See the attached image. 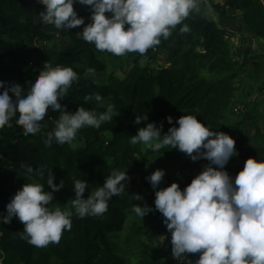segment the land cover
Here are the masks:
<instances>
[{
    "label": "trees",
    "instance_id": "trees-1",
    "mask_svg": "<svg viewBox=\"0 0 264 264\" xmlns=\"http://www.w3.org/2000/svg\"><path fill=\"white\" fill-rule=\"evenodd\" d=\"M44 7L37 0H0V81L20 84L27 89L40 71L27 67L29 56L42 63L48 61L53 67H72L79 80L69 88L61 104L71 112L83 106L97 113L104 112L107 104H112L116 116L98 129L78 130L71 144L53 142L50 147L44 140L55 129L59 118V112L50 108L45 116L46 125L41 121L40 131L34 135H26L22 126L15 123V118L10 122L11 127L0 129V213L6 212V202L26 183H40L45 185L46 191L51 190L47 188L51 172L54 183L63 180L64 188L54 193L49 207L58 206L73 212L71 230L63 232L58 244L50 243L40 248L21 239L24 224L1 220L0 260L3 264H178L172 258L171 234L161 214L153 211L140 218L132 211L136 203H147L154 208L155 197L145 179L152 173L148 157L153 151L148 148V156L142 157L143 144L132 145L130 137L148 122L162 123L163 135L172 126L166 117L172 116L175 124L179 117L192 115L209 129L229 134L240 148L242 141L236 133L241 124L252 120L255 138L260 144L253 158L264 159V131L260 128L264 124V103L262 112L247 113L237 123L232 110L238 96L237 83L258 76L261 71L264 73L260 66L264 64V2L223 0L222 4L210 3L214 15L220 18L231 11L237 13L254 35L256 48L250 52L244 50L242 58L233 57L228 37H224L225 27L207 15L197 17L190 13L182 22L189 26L188 33H181L182 25H177L168 39L161 37V43L143 55L130 52L115 56L98 51L94 44L79 38L77 32L81 30L78 27L65 31L43 23L40 12ZM74 10L84 18L85 24L90 22L87 6L77 3ZM204 10L207 12V5L200 2L198 13ZM53 32L66 40L64 45L36 47V43L43 45L51 40ZM162 52L166 62L158 63ZM89 68L95 73L86 77ZM8 78L12 81L6 80ZM93 93L104 98V106L83 100L85 95ZM144 115L148 120L136 125V116ZM156 152L166 165L161 188L173 182L181 189L190 184L195 176H187L183 182L177 174L176 166L182 152L168 147ZM22 163L34 169L42 167L43 177L27 176L21 168ZM113 170L127 172L130 177L125 193L113 196L103 215L84 218L76 215L71 208L74 180L87 181L89 188L84 193L87 198L92 190L102 186ZM137 193L143 196V201L133 199L132 195ZM145 220L166 236L167 245L159 249L140 245L137 256L132 238L140 234L137 225ZM198 256L199 253L189 254L184 264L190 261L195 264Z\"/></svg>",
    "mask_w": 264,
    "mask_h": 264
},
{
    "label": "clouds",
    "instance_id": "clouds-1",
    "mask_svg": "<svg viewBox=\"0 0 264 264\" xmlns=\"http://www.w3.org/2000/svg\"><path fill=\"white\" fill-rule=\"evenodd\" d=\"M37 2L45 6L40 12L43 23L65 31L83 25V30L77 32L79 38L94 44L98 51L123 56L130 52L145 54L161 43V37L168 39L177 25H182L181 33H188L189 26L182 22L190 13L200 11L201 0ZM77 3L88 7L89 23L85 24L84 18L74 10ZM94 73L95 70L89 68L85 76ZM78 80L72 67H53L46 61L27 89L20 84L0 81L3 90L0 91V129L11 127L10 122L15 118V123L22 126L26 135H34L40 131V122L50 108L59 112L55 129L44 140L50 147L53 142L71 144L78 130L98 129L102 123L112 120L116 116L112 104H107L101 113L83 106L71 112L61 104L69 88ZM83 100L99 106L105 104L98 93L85 95ZM147 120V115L136 116L134 123L139 125ZM166 120L172 126L163 135L162 123L148 122L130 137V143H142L152 151L164 147L177 149L193 162L203 159L208 163L183 189L177 182L161 188L166 173L163 169L155 170L145 177L154 191V208L147 203H136L132 211L140 218L153 211L161 214L171 234L172 258L178 264H184L189 254L197 253L195 264H264V159L247 158L242 170L233 177L225 165L239 152L229 134L209 129L192 115L179 117L175 124L172 116ZM21 168L27 176L42 178L44 175L42 167L34 169L22 163ZM54 179L51 172L47 180V188L51 190L47 191L40 183L24 184L6 202V212L0 213V220L6 223H12L14 217L22 222L21 239L38 248L58 244L63 232L72 228V211L49 207L54 193L64 188L63 180L56 184ZM129 180L127 172L113 170L102 186L92 190L87 198H84L89 188L87 181L74 180L71 208L80 218L103 215L108 210V201L125 193ZM132 197L135 201H143L141 194Z\"/></svg>",
    "mask_w": 264,
    "mask_h": 264
},
{
    "label": "rangeland",
    "instance_id": "rangeland-1",
    "mask_svg": "<svg viewBox=\"0 0 264 264\" xmlns=\"http://www.w3.org/2000/svg\"><path fill=\"white\" fill-rule=\"evenodd\" d=\"M202 3L207 5V12L204 10L199 14L198 12H193V14L197 17H201L203 15L209 16V19L217 21L221 26L225 27V35H227V42L232 49L233 57L242 58L245 54L244 50L252 51L256 48V39L254 35L247 29L245 26L241 16H239L234 11H231L230 14L224 18H220L219 16L214 15L212 8L210 7V3H221L223 0H201ZM209 2V4H208ZM208 13V14H207ZM78 28L82 31L83 25L78 26ZM52 39L47 40L43 45L36 43V47H56L58 45H64L65 39L61 38L58 33L53 32ZM166 56L162 52L158 58V63H165ZM27 67H32L34 69H43L44 63L40 59L29 56L26 61ZM261 68H264V64L261 63ZM257 77V78H256ZM6 80H11L10 78ZM13 83H17L13 81ZM239 88L237 89V100L235 101L232 110L234 107H239V112L235 113L234 121L236 123L242 119V116H245L247 113H251L252 111L262 112V103H264V73L261 71L258 76H254L252 78L248 77L245 81H241L237 83ZM244 113V114H243ZM47 118L44 117L43 123L46 125ZM262 122V121H261ZM242 126L239 127L238 138L242 141V146L238 148L236 145V149L239 152L238 156H234L230 158V161L225 168L229 172L230 175L235 177V175L242 170L244 166V162L249 157H254L255 153L260 147L259 141L255 138L254 125L252 120H247ZM264 131V124L260 127ZM149 151L144 145L142 146V157L148 156ZM264 158V157H263ZM208 162L206 160H199L196 162L191 161V159L182 152L181 159L179 160L176 169L177 174L179 175L181 181L184 182V179L187 176L193 177L199 174L204 165ZM148 168L151 172H154L157 169H163L166 172V165L163 157L159 155L156 151H153L149 154L148 157ZM145 192L148 193L149 190L145 187ZM14 221H17L19 224H23L17 218H13ZM137 231L140 234L136 235L132 238V246L135 249V254L137 256L140 255V245L148 244L153 249H159L161 246H166V236L160 233L157 229H155L150 222L139 223L137 225ZM190 264V263H186Z\"/></svg>",
    "mask_w": 264,
    "mask_h": 264
},
{
    "label": "built area",
    "instance_id": "built-area-1",
    "mask_svg": "<svg viewBox=\"0 0 264 264\" xmlns=\"http://www.w3.org/2000/svg\"><path fill=\"white\" fill-rule=\"evenodd\" d=\"M224 37H227V36H226V35H224ZM233 110H234V112H235V113H238V112H239V107H234V109H233ZM0 221H1V220H0Z\"/></svg>",
    "mask_w": 264,
    "mask_h": 264
}]
</instances>
